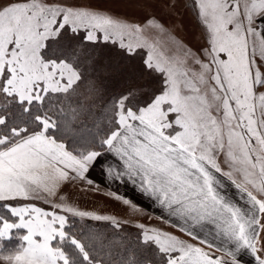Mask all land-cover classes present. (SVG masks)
Returning a JSON list of instances; mask_svg holds the SVG:
<instances>
[{
	"label": "snow or ice",
	"instance_id": "6c2138e0",
	"mask_svg": "<svg viewBox=\"0 0 264 264\" xmlns=\"http://www.w3.org/2000/svg\"><path fill=\"white\" fill-rule=\"evenodd\" d=\"M101 46L150 79L96 110ZM97 170L141 220L62 202ZM0 209V264H264V0H0Z\"/></svg>",
	"mask_w": 264,
	"mask_h": 264
},
{
	"label": "rangeland",
	"instance_id": "374dc122",
	"mask_svg": "<svg viewBox=\"0 0 264 264\" xmlns=\"http://www.w3.org/2000/svg\"><path fill=\"white\" fill-rule=\"evenodd\" d=\"M108 6L113 11L128 15L131 18L138 19L140 16V13L135 10V7L127 3L110 2ZM165 11L167 12V9ZM164 18L170 26L175 25L179 35H181L191 48L199 49L202 46L203 40L200 29L197 27L191 15L181 11L179 15L171 13ZM96 56L98 59V72L93 75L96 76L95 83L98 92L93 94L82 89V98H85L84 102L86 104H96V110H98L100 104H103L109 99L114 100L129 88H137L138 85L145 84L150 79L146 70L142 67L143 53L130 57L128 54H121L118 50L110 51L108 48L101 46L97 49ZM41 206L46 207L45 205ZM0 212H3V209H0ZM4 215L8 216L6 212H4ZM9 219L14 220L15 218L9 217ZM127 231L135 232L132 229H127ZM13 232L14 236L12 241L18 243L13 247L15 248L22 243L17 237L23 236L25 230H13Z\"/></svg>",
	"mask_w": 264,
	"mask_h": 264
},
{
	"label": "crops",
	"instance_id": "0c3cea01",
	"mask_svg": "<svg viewBox=\"0 0 264 264\" xmlns=\"http://www.w3.org/2000/svg\"><path fill=\"white\" fill-rule=\"evenodd\" d=\"M92 178H94L96 183L100 185L99 192H97L95 186L82 185L80 182H76L66 187L60 193V195L66 197V200L62 202L68 203L74 207H78L81 210L92 211L99 214L113 215L118 219H142V214L134 213L130 208H126L121 203L113 201L109 196L106 195L107 191L116 189L117 186L112 185L109 187L108 182L104 181L98 170L92 173ZM118 190L121 194L132 199L134 202L144 204V201L140 198L139 194L130 186L119 187ZM57 202L61 201H59L57 198ZM45 206L48 207V205ZM149 223L158 225L159 222L155 219H152L149 221ZM132 230L135 231V229ZM245 259L248 258L245 257Z\"/></svg>",
	"mask_w": 264,
	"mask_h": 264
},
{
	"label": "trees",
	"instance_id": "16d2710c",
	"mask_svg": "<svg viewBox=\"0 0 264 264\" xmlns=\"http://www.w3.org/2000/svg\"><path fill=\"white\" fill-rule=\"evenodd\" d=\"M77 226H79V225H77ZM1 243H3V245L5 246L6 249H7V248H13L14 246H16V245L18 244L17 242L12 241V239H11V240L3 241V242H1ZM20 245H21V244H19L18 247H19Z\"/></svg>",
	"mask_w": 264,
	"mask_h": 264
}]
</instances>
